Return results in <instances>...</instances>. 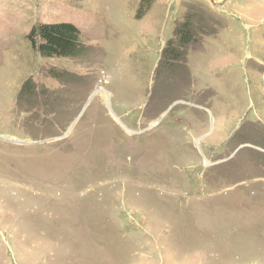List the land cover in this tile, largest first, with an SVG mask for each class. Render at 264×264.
I'll use <instances>...</instances> for the list:
<instances>
[{"label": "rangeland", "instance_id": "374dc122", "mask_svg": "<svg viewBox=\"0 0 264 264\" xmlns=\"http://www.w3.org/2000/svg\"><path fill=\"white\" fill-rule=\"evenodd\" d=\"M140 1L0 0V264H264V0ZM54 21L82 55L31 47Z\"/></svg>", "mask_w": 264, "mask_h": 264}, {"label": "trees", "instance_id": "16d2710c", "mask_svg": "<svg viewBox=\"0 0 264 264\" xmlns=\"http://www.w3.org/2000/svg\"><path fill=\"white\" fill-rule=\"evenodd\" d=\"M151 3L152 0H141L136 17H142ZM206 20L204 13L198 9H190L183 20L176 23L173 29V38L166 43L161 51L158 62L159 69L170 71L169 75L176 72L178 64L185 57V49L196 44L198 37L205 34L208 26ZM79 37L78 28L72 22L67 21L40 22L32 27L26 35L31 47L42 59H75L79 57L85 49L79 41ZM34 90V86L26 82L21 87L20 93L35 97Z\"/></svg>", "mask_w": 264, "mask_h": 264}]
</instances>
